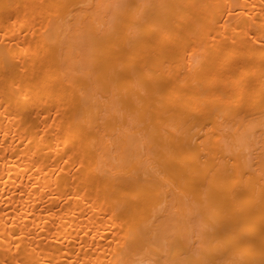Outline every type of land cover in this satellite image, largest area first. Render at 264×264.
I'll use <instances>...</instances> for the list:
<instances>
[{
  "label": "bare ground",
  "instance_id": "6f19581e",
  "mask_svg": "<svg viewBox=\"0 0 264 264\" xmlns=\"http://www.w3.org/2000/svg\"><path fill=\"white\" fill-rule=\"evenodd\" d=\"M0 264H264V0H0Z\"/></svg>",
  "mask_w": 264,
  "mask_h": 264
}]
</instances>
